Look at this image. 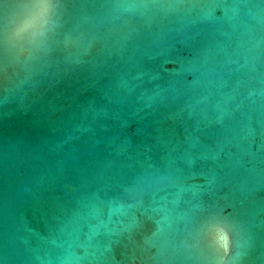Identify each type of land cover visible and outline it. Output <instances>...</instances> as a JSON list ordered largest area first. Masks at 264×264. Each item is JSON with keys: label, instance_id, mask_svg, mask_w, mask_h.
Instances as JSON below:
<instances>
[{"label": "water", "instance_id": "1", "mask_svg": "<svg viewBox=\"0 0 264 264\" xmlns=\"http://www.w3.org/2000/svg\"><path fill=\"white\" fill-rule=\"evenodd\" d=\"M0 264H264V0H0Z\"/></svg>", "mask_w": 264, "mask_h": 264}]
</instances>
